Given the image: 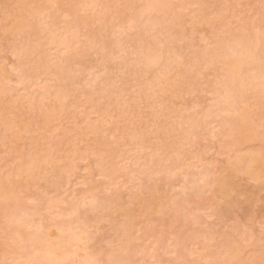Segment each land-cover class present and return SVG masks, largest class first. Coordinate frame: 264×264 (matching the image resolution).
I'll return each mask as SVG.
<instances>
[{
	"label": "rangeland",
	"instance_id": "1",
	"mask_svg": "<svg viewBox=\"0 0 264 264\" xmlns=\"http://www.w3.org/2000/svg\"><path fill=\"white\" fill-rule=\"evenodd\" d=\"M0 264H264V0H0Z\"/></svg>",
	"mask_w": 264,
	"mask_h": 264
}]
</instances>
